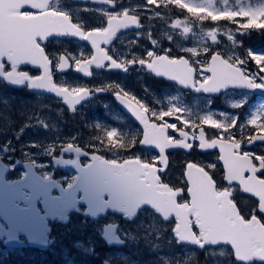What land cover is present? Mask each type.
I'll list each match as a JSON object with an SVG mask.
<instances>
[{
    "label": "snow or ice",
    "instance_id": "snow-or-ice-1",
    "mask_svg": "<svg viewBox=\"0 0 264 264\" xmlns=\"http://www.w3.org/2000/svg\"><path fill=\"white\" fill-rule=\"evenodd\" d=\"M88 3L104 5L95 9L85 7L84 10L95 12L105 23L98 27H86L76 12L60 5V0H0V68L6 60L13 69L6 75L15 73L28 78L33 84L59 94L69 104L78 103L90 95V90L54 84L51 78L53 61L44 48L50 37H72L87 42L91 51H81L79 55L68 51L56 54L59 70L72 67L87 76L92 67L127 71L128 67L137 64L156 76L174 80L205 94L217 93L229 85L264 88V60L256 64L253 59L264 54L248 51L246 57H225L222 51L212 48L218 43L216 31L206 33L211 45L181 48L180 51L187 53L186 56H173L170 49H149L142 56L132 54L130 58L115 55L109 51V46L121 31L140 27L137 12L142 6L108 11L109 8L116 9L120 0H88ZM171 5L177 8L175 0H146L144 7L159 18L161 13L154 11L151 6L168 8ZM182 5L178 9L186 10L187 13L205 7L193 0H182ZM207 10L212 13L211 21L214 22L217 21V15L230 17L229 22L238 24L239 34L249 30L264 31V28H250L245 23L249 17L260 16L264 19V7H225L223 10L208 7ZM171 27L179 28L186 34L190 32L181 19H176ZM138 39L128 42V48L134 46ZM227 39L233 42L234 37L229 35ZM149 42L155 47V40L149 38ZM248 61L251 64L254 62V68L246 66ZM22 63L39 68L40 75L28 77L27 73L15 72L16 66ZM189 69L190 79L185 76ZM111 87L117 99L137 118L141 130L127 146L115 130L107 131L100 142H106L104 147H114L116 150L132 152L138 148L140 152L151 153L134 154L124 162L132 166L136 194L154 196L162 201L169 197L175 200L174 211L160 214L165 220L170 217L174 219L172 229L179 240L195 244L201 249L206 245L226 246L231 250L233 264H252L253 261L264 264V153L244 150L245 145L251 146L257 142L264 144V110L253 113L243 124L238 123V117L227 119L202 115L193 119L189 112L180 107L169 106L166 110H157L121 87ZM166 117L175 118L183 127L168 122ZM210 124L214 125L213 135H207L204 127ZM169 130L178 132V137L171 135ZM109 136L119 142L113 145L112 141L107 140ZM194 149L200 152L218 150L216 162L187 161L178 177L182 183L177 186L166 182L164 177L169 171V150L192 152ZM75 151L79 149L75 148ZM91 159L104 164L103 158L98 155H91ZM108 163L116 164V161ZM89 169L92 178L105 181L114 189L119 187V177L108 169L93 165H89ZM229 169L235 178L227 177ZM237 184L244 193L254 198L246 209L247 214L233 200V186ZM205 228L216 230L222 238L200 243L195 237ZM188 230L192 233L190 237L183 234ZM220 255H224V252L221 251Z\"/></svg>",
    "mask_w": 264,
    "mask_h": 264
},
{
    "label": "rangeland",
    "instance_id": "rangeland-1",
    "mask_svg": "<svg viewBox=\"0 0 264 264\" xmlns=\"http://www.w3.org/2000/svg\"><path fill=\"white\" fill-rule=\"evenodd\" d=\"M137 1L139 2H133L134 7L141 4V0ZM145 2L146 0L144 3ZM175 2L176 4H181V6H183L182 0H175ZM193 2L196 4H203L205 7L190 11L189 16H192L194 20H189L186 15L176 18L184 20V26L190 28L189 33L186 34L181 31L179 34V51L184 47H201L203 44L211 45V41L208 40L206 33L209 31H216L218 33V43L216 45H212V48L213 50L222 51L225 57L228 55L246 57L248 51L257 54H264V48L258 49L257 46H255L256 44L252 45L254 48L251 46V43L258 39L259 36H262V38L257 40V44L260 42L264 44V31L256 30L249 32V34L253 33L251 40L253 38L255 40L246 44L244 43L246 41V38H244L245 33H238V24H231L232 22H229L230 17L217 15V21L214 22L211 21L212 13L207 10L208 7L220 10H223L225 7L229 9H239L241 7L259 8L264 7V0H193ZM141 8L145 9L146 7L143 5ZM161 9L170 10L163 7ZM198 12L206 13L207 19L202 22L196 21L195 19L198 18ZM159 19L167 23L162 27V30H164L163 36L167 38V40L172 41L173 37L178 33L173 30V27H171V12H161V17H159ZM245 23L250 28H264V19L260 16L249 17ZM239 31L242 32L243 30ZM229 35H233V42L227 39ZM253 59L256 64H259L262 60H264V56H260L259 58L254 57ZM254 62L251 64V62L248 61L246 66L254 68ZM64 86L81 87V84L64 80ZM141 89L147 94V105L151 108L166 110L169 106L180 107L189 112L193 119L202 115H212L214 118L227 119L238 117V123L243 124L253 115V113L264 110V102L257 99L254 101L252 100L253 102H249L245 95L230 96L228 99L224 98L223 102H211L210 100L199 98L186 100L179 93L173 90H162L157 92L147 86H142ZM237 104H239L240 107H233V105ZM245 104L247 106H245ZM223 106L227 107V111L222 109ZM7 107L9 111L1 108L0 116L6 121H8L10 117L15 118V116H17L20 123L19 126H22L26 130L34 128L37 122L43 125L44 129H51L52 127H58V124L61 123L67 124L68 121L71 123L74 120H79L78 117H74L72 120L66 119V116L64 115L65 111L61 108L58 102L52 99L41 102L13 101ZM230 110H233V112H229ZM40 113H43V115H40ZM185 115L187 118V114ZM165 119L168 122L180 125L179 121L173 117H166ZM5 120L2 121L0 127L2 125L6 126ZM93 126H97V124L92 123L89 125L88 130L97 133L100 128L98 127V129H96ZM180 126L183 127L182 125ZM204 127L207 129L209 134L213 135L215 133V130L213 129L214 125L210 124L209 127L207 125ZM109 130H115L119 133V130L114 127L107 128L105 133ZM107 140L114 142L115 138L109 136L107 137ZM98 224L99 225H90L80 223L79 225H75L73 222L67 229L66 233L70 232L78 239L85 236L86 240H84L83 243H69L70 245L67 246V250L64 254H62L58 264H98L99 258L101 257L109 260L112 264H178L177 261L179 260V255H183L181 257L183 260L182 264H191L193 253L186 249L180 253L175 247L176 244L170 234L171 226L161 223L149 212H143L132 226L120 229L121 233H123L125 238L128 240L124 251L110 250L109 252L102 253L101 255H99V253H95L98 250L97 247L89 245V242L94 244L98 241L102 226L101 223ZM99 227L100 230H98ZM98 246H101V244L99 243ZM71 249H74V252H71ZM77 252L80 253L75 257V253ZM220 253L221 250L210 252L208 254L212 257H221L222 264H229L225 257L227 254L220 255ZM2 257V250H0V264H3ZM209 261L210 257L207 258L206 262L203 264H206Z\"/></svg>",
    "mask_w": 264,
    "mask_h": 264
},
{
    "label": "flooded vegetation",
    "instance_id": "flooded-vegetation-1",
    "mask_svg": "<svg viewBox=\"0 0 264 264\" xmlns=\"http://www.w3.org/2000/svg\"><path fill=\"white\" fill-rule=\"evenodd\" d=\"M134 0H120V4L117 5L116 9L109 8L108 11H119L121 7H132ZM60 5L64 8H68L73 10L77 13L80 22L85 23V26L88 28L98 27L101 24L105 23L104 19L93 11H85L84 8L88 7L90 9L95 8H102L104 5L101 4H91L88 3V0L85 2H74L71 0H60ZM149 12L147 9L138 10L137 14L140 16V24L141 29L136 31H125L120 33L117 38L112 42V45L109 46V51H113V54L118 56H123L126 58H130L132 54H138L140 56L149 49L154 51H162L165 44L164 41L158 36V32H160V28L155 25L153 22L149 24L147 22V15ZM137 37H139L138 42L128 48V42L136 41ZM149 38L151 40L156 41L155 47L149 42ZM45 51L48 55L52 58L53 67L51 75L55 83L59 84L60 81H72L78 82L83 84L82 87H86L90 90V93L93 94V97L90 102L80 108V116L83 122H85L88 114L93 113L101 119V115H105L107 117H114V118H123V120L118 121L115 123V128L119 130L121 137H123L124 144L130 145L131 139L133 136H137L140 133L138 127L117 107L114 99H113V90L112 85H116L121 87L122 89L128 91L130 94L135 95L137 98L141 99L145 102V93L140 92L137 87L140 85H149L152 88L156 89L160 92L164 87H172L171 85L167 84L165 81L156 79L153 76L146 73L143 67L133 64L132 66L128 67L127 71L121 70H109L103 69L100 72L92 73L89 79L83 77L80 72H76L72 67L67 68L66 73L59 74L57 72L56 66V54L63 53L68 51L69 53H73L79 55L81 51L86 53L90 52L89 49L84 46L82 43L70 40V39H63V40H48L44 44ZM174 50H171V55L176 56ZM10 70V66L4 63L3 72L7 73ZM18 72H26L30 77L32 76H39L40 71H38L35 66L20 68ZM0 87H4V83L0 81ZM175 89V88H174ZM186 97H190V94L184 93ZM225 96V95H223ZM223 96L219 97L218 99L222 98ZM10 97V96H8ZM31 100L35 102H41L43 99H47L41 95H29L28 96ZM2 123V118L0 117V125ZM7 127L9 130V135L6 141L0 144V157L8 164H14L17 161H30L35 164L37 167H48L47 169H39V171L44 176H51L58 178L62 181L63 184H67L69 178L63 177L65 173L54 171L49 167V162L53 156L58 155V151L62 145L65 143L63 134L61 133L60 129L52 128V129H44L43 127H39L38 131L32 132L31 137L29 138L31 142L25 143L20 142V137L11 136V133L14 129L18 126L15 121H10L7 123ZM4 129V127H2ZM3 134V131L0 132ZM174 136V133H173ZM89 136L87 137L84 133H80L79 139L82 142V145H85V148L98 150L103 146L100 145V142L104 139L102 137V133L99 132L94 137V142L89 140ZM63 142V143H62ZM118 140H114L113 145L118 143ZM4 146L7 148L4 149ZM59 147V149H58ZM115 152V148L111 147ZM250 151L255 152L256 148L253 147ZM124 152V153H121ZM101 156H106L103 152L100 151ZM134 154L143 155V152H140L139 149H133L132 152H127L123 150H119L117 154H108L111 160H115L117 162L126 160L130 156ZM181 155L179 153L173 154L170 156V160H174V158H179ZM210 158H213L214 154L208 155ZM82 164L86 163L85 159L80 161ZM51 172V174H50ZM15 177H18V174H14ZM71 180V173L69 174ZM174 183L173 181H171ZM237 194V197L235 196ZM233 200L237 203L238 207L246 213V209L250 205L253 199L247 198L242 196L239 192L233 193ZM57 224L51 223V227H55ZM53 231V230H52ZM22 251L24 252H32L35 249H31L29 247H23ZM17 251H15L16 253Z\"/></svg>",
    "mask_w": 264,
    "mask_h": 264
},
{
    "label": "water",
    "instance_id": "water-1",
    "mask_svg": "<svg viewBox=\"0 0 264 264\" xmlns=\"http://www.w3.org/2000/svg\"><path fill=\"white\" fill-rule=\"evenodd\" d=\"M185 76L188 79L191 78V76L187 73L185 74ZM4 80L6 81L8 85L12 87H16V88L23 87L24 84L27 82L28 90L30 92L44 93L47 95H52L58 99H61L65 107L68 108L71 112L73 111L75 107H78L82 101H84V98H82L81 100H79L78 103L69 104L65 100V98L53 92L52 90L45 88V87L37 86L33 84L30 79L22 78L20 76H17L16 74H13L12 76L6 75L4 77ZM178 85L183 89L191 88V87L182 86L180 84ZM229 88H235V89H240V90H254L257 93L264 96V88L250 89L245 86L229 85L228 87L220 91L223 92ZM196 92L203 93V92H198V91ZM217 93H212V94L216 95ZM132 118L140 125L139 121L133 114H132ZM62 164L63 163L59 165L63 168H74L75 169V166L73 165L65 166ZM123 165L124 166L108 165V170L111 173L114 172L116 169H119L122 172L125 171V167L128 169V173L126 174V177L124 179L125 189L117 190L107 185V189L111 188L110 192H108L109 190H107L106 192L103 191V188L106 187V184H103L101 180L94 179L91 177V175L87 177L86 175H84L83 171L80 172L74 186L72 187V189L69 190V193L70 192H73V193L82 192L83 198L78 203H81V204L83 203L88 207L89 211L86 212V215L91 216L93 219H95L99 213L103 215L106 210H112V211H116L119 213H124L128 219H131L135 217L137 210L141 208L142 206H147V207L152 208L153 210L157 212V214L161 216L162 214L160 213L175 210V207H176L175 200L171 197H169L165 201H162L154 196L137 195L135 192V180L133 179L132 173H131L132 166L127 165V164H123ZM6 173H7L6 167L0 164V216L3 219L11 218L12 220H14L15 219L14 214L16 212V209H14L11 204H9V201L10 200L12 201L15 198L16 191H13V190L14 189L20 190V185L18 182H15V183L5 182L4 183V177ZM23 182L28 183L29 182L28 178L26 177V179ZM28 185L30 184L28 183ZM105 194L110 196L109 201L107 202L103 201L102 199V196H104ZM158 195H159V192H158ZM67 196H69L68 193L65 194V197ZM71 198L74 201V197H71ZM76 203L77 202H74L71 206L70 200H68L69 207L71 206L70 208H65L63 205L58 204V203H51L49 207V212L52 213L53 215H55L57 212H60L62 215H66L67 213H69L75 208L73 206ZM115 228H116L115 226L105 227L104 232H103V238L106 240L108 245L120 246L122 242L118 239V237L115 236ZM28 231L32 232V234H37V238L40 239L41 241L44 240V233L41 232L42 230L31 228V229H28ZM183 234L189 237L192 235L191 230H188L187 232H184ZM202 234H203L204 243L209 242V241H215L217 239L222 238L221 234L214 229L205 228L202 231ZM179 242L196 246L195 244L188 243V242L181 241V240H179ZM40 247L44 249L46 246L42 245Z\"/></svg>",
    "mask_w": 264,
    "mask_h": 264
}]
</instances>
